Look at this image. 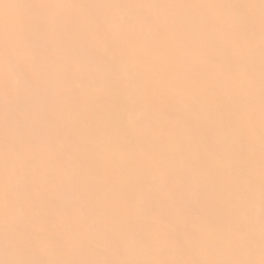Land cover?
Listing matches in <instances>:
<instances>
[{
  "label": "bare ground",
  "instance_id": "bare-ground-1",
  "mask_svg": "<svg viewBox=\"0 0 264 264\" xmlns=\"http://www.w3.org/2000/svg\"><path fill=\"white\" fill-rule=\"evenodd\" d=\"M0 264H264V0H0Z\"/></svg>",
  "mask_w": 264,
  "mask_h": 264
}]
</instances>
